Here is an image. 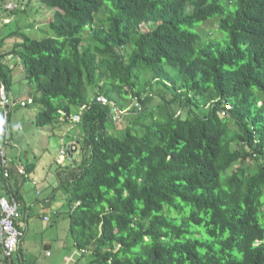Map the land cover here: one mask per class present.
<instances>
[{
  "label": "trees",
  "instance_id": "16d2710c",
  "mask_svg": "<svg viewBox=\"0 0 264 264\" xmlns=\"http://www.w3.org/2000/svg\"><path fill=\"white\" fill-rule=\"evenodd\" d=\"M20 6L42 15V34L8 35L21 40L0 52V88L11 94L6 59L16 55L35 85L25 108H37L38 128L85 106L81 160L60 166L57 188L69 192L70 233L87 264H264V0ZM209 20L225 46L194 30ZM156 96L164 103L150 107ZM113 108L128 120L115 131ZM9 156L5 195L25 203L20 190L39 158ZM14 257L0 246V264H25Z\"/></svg>",
  "mask_w": 264,
  "mask_h": 264
},
{
  "label": "rangeland",
  "instance_id": "374dc122",
  "mask_svg": "<svg viewBox=\"0 0 264 264\" xmlns=\"http://www.w3.org/2000/svg\"><path fill=\"white\" fill-rule=\"evenodd\" d=\"M23 1L24 0H0V40L4 39L0 50L1 53L10 51L13 48L14 42L21 40L18 37H8V35L14 31L20 30L25 33L32 32L36 36L42 34V31L39 30L41 22L39 19L42 15H40V13L37 14L35 9H32L31 6H28L26 11H13L8 8L9 3L20 5ZM33 1L36 2L38 0ZM45 9L49 11L47 7H45L44 10ZM50 11L53 13L51 9ZM211 21L212 20L206 23L196 24L194 30L201 33L204 40H209L208 38L212 34L216 35L214 39L224 41L223 44L225 46L227 36L223 32H219V29L214 23H210L212 29L206 25ZM6 60H8V63L13 68L14 79L10 97L14 96L19 102H27L32 97L33 91H35V85L27 80L26 72L20 57L15 55L8 57ZM139 89L143 96L149 91L145 85H142ZM144 90H146V92H143ZM87 92L90 100L93 96V89L87 87ZM161 103H164V101L156 96L153 98L150 107H154ZM174 108L177 109L175 106ZM149 110L150 109L145 111V113ZM78 112L79 111L76 110L74 113ZM184 112H186V110L183 111L182 114H184ZM36 113L37 108L31 105L27 108L16 106L11 114V124L16 143L15 149L17 152H24L23 163H32L35 158L33 151H35V153L38 154L36 158H39L38 161H36L38 166L40 165L39 171H41V174L45 176L48 175L50 178V184L47 187H44L47 185V182L46 185H42V183L40 185H35L38 181L37 177L28 178L21 187L20 191L28 209L24 210L23 222L20 220L21 223L19 226L20 230L23 232L21 242L22 248L14 257V261L17 263L18 259L23 257L25 259V264H87L90 260L89 255L83 256L82 252L75 247L70 233L69 192L64 188H60L53 194V189L56 187L55 184H59V180H61L58 172L62 165V163H59L61 151L69 150L71 140L76 139L75 129L83 131L82 134L84 130L81 124H64L66 122L63 123L64 125L55 128H38L34 122ZM113 116L114 120H119L121 118L122 120L117 121L116 124L111 127V131L122 129L128 125V120L124 118L125 114L116 112ZM20 126H23V131L19 130ZM72 127L73 129H71ZM20 135L21 137H19ZM26 153L29 156L28 158L25 157ZM64 163H67L66 166H69V158ZM47 196L51 197L49 203L45 201ZM52 196H54V198H52ZM57 210L61 211V213H59L60 215L54 213L55 211L57 212ZM48 214L51 217V221H44L43 216ZM50 238L56 239L57 242L53 249L46 251L45 242Z\"/></svg>",
  "mask_w": 264,
  "mask_h": 264
},
{
  "label": "built area",
  "instance_id": "2783aa9c",
  "mask_svg": "<svg viewBox=\"0 0 264 264\" xmlns=\"http://www.w3.org/2000/svg\"><path fill=\"white\" fill-rule=\"evenodd\" d=\"M8 8L10 10H16L19 8V5L9 4ZM1 91V102L0 108L3 112V118L5 122L4 131L1 133L0 137L4 141L0 146V166L4 171L5 177L10 176V169L12 167L11 158L9 156L8 147H10L11 140V132L8 129L7 123L9 120L10 107L15 105L14 100L10 98L8 95L6 88L4 85L0 88ZM97 101L107 105L109 100L105 96H98ZM31 103V101H29ZM23 107L26 106V103H21ZM136 107L140 106L139 101L135 103ZM115 113L117 112L116 108L113 110ZM74 121H80V115H74L72 117ZM78 150L77 144H73L69 146V150H62L61 157H66L67 153H75ZM18 170L20 174H25V169L23 166L18 165ZM21 205L18 199L12 195H0V246L6 257L12 258L15 254H17L21 247L22 242V232L18 225L21 220Z\"/></svg>",
  "mask_w": 264,
  "mask_h": 264
},
{
  "label": "crops",
  "instance_id": "0c3cea01",
  "mask_svg": "<svg viewBox=\"0 0 264 264\" xmlns=\"http://www.w3.org/2000/svg\"><path fill=\"white\" fill-rule=\"evenodd\" d=\"M60 122L62 123V124H58V126H61V125H64V124H75V123H71V122H66V123H64V120L63 119H61L60 120ZM64 123V124H63ZM22 128H23V126H21ZM71 129H73V127L71 128ZM23 130H24V128H23ZM22 130V131H23ZM76 130V132H75V134H76V139L75 140H71V142H70V144H69V146L70 145H73V144H77V146H80L81 147V141H82V138H83V136H84V133L82 134V132L83 131H81V130H79V129H75ZM72 131H74V130H72ZM55 133V132H54ZM19 137H21V135L19 136ZM15 141V140H14ZM81 149L82 148H80V149H78V150H80V153L78 154H76L77 156H76V158L74 159V157H73V159L69 156V152L67 153V157H61L60 158V162L59 163H62V166H66V164L64 163L68 158H69V160H70V165H71V163H72V161H74L73 163V167L75 168L76 166H77V163H79L80 162V155H81ZM34 152V155H35V158H36V156L38 155V154H36L35 153V151H33ZM10 154H11V156L13 155V156H15V154H17V159L22 163V164H24L23 163V157H24V152H22V151H16V149L14 148H12V149H10ZM80 156V157H79ZM25 157L26 158H28L29 156H28V154L26 153V155H25ZM35 158H34V160H35ZM42 163V162H41ZM39 167H40V165L38 166V164H37V169H36V171L33 173V174H31V175H28L27 176V179L29 178H31V177H37L38 178V181H37V183H35V185H40L41 183H42V185H46V182H47V185L46 186H44V187H47L49 184H50V181H49V176L47 175V176H45V175H43V174H41V171H39ZM59 172V171H58ZM48 173V172H47ZM50 175V174H49ZM20 180H19V182H21L23 179L22 178H19ZM59 183H60V180H59ZM51 185H52V183H51ZM50 185V186H51ZM56 185V187H54V191H53V194L54 193H56L59 189L57 188V186H59V184H55ZM6 194V192H5V190H4V185H3V183H2V181L0 180V195H5ZM40 194V193H39ZM23 196V195H22ZM24 198V197H23ZM52 198H54V196H52ZM25 200V199H24ZM45 201L46 202H50L51 201V197H49V196H47V198L45 199ZM20 202V201H19ZM20 204L22 205L21 207H23L24 208V210H26V209H28V207H27V204H26V202L25 203H23V202H20ZM64 206H65V204H64ZM70 207V206H69ZM24 210H23V214H24ZM56 215H60L59 213H61V211L60 210H57V212L55 211L54 212ZM23 216V215H22ZM21 216V217H22ZM24 218V217H23ZM43 220L44 221H51V217H50V215L48 214V215H44L43 216ZM21 221L23 222V219L21 218ZM21 221H20V223H21ZM69 222H70V220H69ZM57 241H56V239H54V238H50V239H48V240H46V251H49L50 249H53L54 247H55V243H56ZM21 248H22V243H21V247H20V251H21ZM49 254V253H48ZM47 254V255H48Z\"/></svg>",
  "mask_w": 264,
  "mask_h": 264
},
{
  "label": "clouds",
  "instance_id": "9594fccd",
  "mask_svg": "<svg viewBox=\"0 0 264 264\" xmlns=\"http://www.w3.org/2000/svg\"><path fill=\"white\" fill-rule=\"evenodd\" d=\"M9 4H11V3H9ZM9 6V5H8ZM23 8L22 6H20L19 5V8ZM18 8V9H19ZM17 10V9H16ZM13 11H15V10H13ZM7 91V90H6ZM1 92V91H0ZM8 93V92H7ZM8 95L10 96V94L8 93ZM99 96H101V95H99ZM102 96H104V95H102ZM0 97H1V94H0ZM98 97V96H97ZM12 100H14V102H15V105H13V106H11L10 107V114H9V120H8V123H7V126H8V129L10 130V132H11V140H12V144L11 145H13L12 147H16V143H15V141H14V134H13V127H12V124H11V114H12V110L14 109V108H16V106L17 107H21V108H25V107H23L22 105H21V103H23V102H19V101H17L15 98H14V96H12V97H10ZM97 99V98H96ZM0 102H1V98H0ZM84 108H85V106L82 108V111H79L78 113H73V114H71V115H69V116H67V117H62L61 119H63L64 120V122H66V120L68 119V121H70L71 123H75V124H78L80 121H74L73 119H72V117L74 116V115H80L81 117H82V112H83V110H84ZM113 110H114V108H113ZM113 112V114L115 113L114 111H112ZM0 113H1V116H0V118H1V124H0V126H1V128H2V130H1V133L4 131V128H5V122H4V118H3V112H2V110H1V108H0ZM82 119V118H81ZM19 130L20 131H22L23 130V128L20 126L19 127ZM1 133H0V135H1ZM1 138V137H0ZM9 149V148H8ZM9 152V151H8ZM9 155H10V153H9ZM69 156L73 159V155H70V153H69ZM33 162V161H32Z\"/></svg>",
  "mask_w": 264,
  "mask_h": 264
},
{
  "label": "water",
  "instance_id": "95a60500",
  "mask_svg": "<svg viewBox=\"0 0 264 264\" xmlns=\"http://www.w3.org/2000/svg\"><path fill=\"white\" fill-rule=\"evenodd\" d=\"M81 147L80 146H78V149H80ZM79 154L80 153V150H77L75 153H70V155H73V157H74V159L76 158V154Z\"/></svg>",
  "mask_w": 264,
  "mask_h": 264
}]
</instances>
